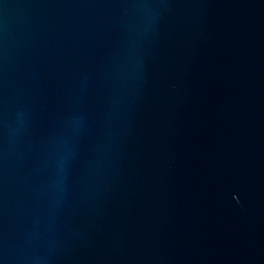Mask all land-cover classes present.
I'll return each mask as SVG.
<instances>
[{
	"label": "water",
	"instance_id": "water-1",
	"mask_svg": "<svg viewBox=\"0 0 264 264\" xmlns=\"http://www.w3.org/2000/svg\"><path fill=\"white\" fill-rule=\"evenodd\" d=\"M0 264H264V0H0Z\"/></svg>",
	"mask_w": 264,
	"mask_h": 264
}]
</instances>
